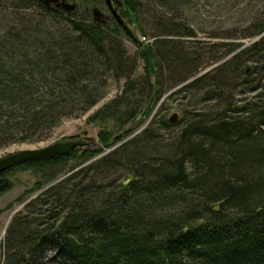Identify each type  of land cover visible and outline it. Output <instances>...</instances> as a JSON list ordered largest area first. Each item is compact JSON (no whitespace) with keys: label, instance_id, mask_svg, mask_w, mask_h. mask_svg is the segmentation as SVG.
Wrapping results in <instances>:
<instances>
[{"label":"trees","instance_id":"16d2710c","mask_svg":"<svg viewBox=\"0 0 264 264\" xmlns=\"http://www.w3.org/2000/svg\"><path fill=\"white\" fill-rule=\"evenodd\" d=\"M35 3L46 17L65 22L69 32L51 30L44 20L36 25L25 14L17 18L19 27L0 40V147L40 141L64 117L86 112L95 103L94 89L104 85L97 82L102 74L125 78L126 89L131 87L135 61L125 56L124 33L115 21L99 23L89 10L63 13ZM164 3L182 5L180 0ZM123 7L121 16L145 35L140 1L123 0ZM158 20L167 28L154 26L150 45L134 42L136 59L139 55L144 61L145 95L124 122L145 117L172 87L185 82L172 93L178 95L208 75H197L201 65L174 38L163 39L162 58L154 52L159 36L195 35L173 27L170 20ZM263 31L262 23L250 36ZM263 44L264 35L212 71L229 74L241 71L248 60L263 62ZM164 71L172 79L166 88ZM120 99L122 95L113 105ZM238 115L187 121L159 161L149 159L147 151L153 148L150 142H159L150 122L124 140L116 136L107 142L108 133H100L102 147L119 142L104 153L102 148H78L1 172L3 192L12 187L17 169L43 173L47 165L67 160L80 166L47 174L46 183L55 182L10 221L0 264H264V114L247 120ZM162 125L171 126L165 119ZM34 183L25 193L44 182Z\"/></svg>","mask_w":264,"mask_h":264},{"label":"rangeland","instance_id":"374dc122","mask_svg":"<svg viewBox=\"0 0 264 264\" xmlns=\"http://www.w3.org/2000/svg\"><path fill=\"white\" fill-rule=\"evenodd\" d=\"M121 1L123 2V0ZM139 1L142 5L141 21L146 23H141L146 30L145 35L138 30L134 22H129L123 16L124 21L139 42L144 46H148L154 39L152 35L154 26L167 28L164 22L158 20L159 17L165 21L170 20L173 27L182 26L181 30L184 31L190 29L195 35L159 36L160 41L153 43V50L162 58L164 52L162 46L166 44L163 39L174 38L178 40V45L182 50L188 54V58L194 59L195 62L201 65L197 75H208L194 89H189L178 95H172V93L184 85L185 82L172 87L163 93L161 99L145 117L137 116L130 122H124L128 110L135 103L140 104L142 101L141 95H145V93L142 91L144 61L139 58V55L136 59L138 54L136 44L123 34L121 35V42L125 48V56L129 58V61H133V63L135 61V68L129 78L131 83H128L131 87L126 89L128 85L125 78L118 77L116 79L111 73L102 74L97 82L104 85L97 90L94 89L95 103L86 112L80 114L73 112L72 115L64 117L40 141L26 140L0 147V158L10 153L25 149L42 148L65 140H84L87 144L79 149L86 147L91 149L102 148L104 153L119 142L115 141L110 147H102L99 144L98 136L100 133H108L109 140L107 142H110L116 136H120L124 140L139 132L150 122H154L151 132H153V136H157L159 142H150L153 144V148L152 150L148 148L147 151L150 156L149 159L159 161L161 158L166 157L169 144L176 140L180 128L187 121L196 118L201 121H212L222 114H240L238 116L247 120L251 119L252 116L256 118L260 114H264V61L248 60L243 62L241 71L236 70V72L233 71L229 74L224 72L221 74L217 70L212 71L222 61L237 54L241 49L247 48L264 35L263 31L260 34L250 36L259 24H264V0H180L182 5L165 4L164 0ZM92 2L102 12L107 13L102 0H92ZM77 3L78 10H83L85 2L77 0ZM122 7L123 5L120 8V13ZM38 8L39 6L35 2L28 0H0V40L10 28L19 27L17 18L25 14L32 18V22L36 25L44 20L45 25L51 30L60 27L64 28L62 31L69 32L65 22L51 20ZM111 22L113 21L103 23ZM106 30L108 31V29ZM141 36H146L147 41L141 40ZM231 48L235 49L227 53V50L230 51ZM216 59L219 61L215 62ZM127 64L129 63L127 62ZM228 66L230 68L234 64L229 63ZM168 74L167 71L163 72V88L171 83L172 79ZM150 78L152 81V75ZM125 89L126 91H124ZM118 95H122V99L117 102L118 104L113 105L112 100ZM207 95L213 96V98L204 100ZM160 103L162 105L159 107ZM239 107H244L247 111L244 113H233L231 111ZM184 110H186L185 113ZM173 112L178 113V120L175 123H169L167 118ZM181 118H183L182 121L185 120L183 123L180 121ZM164 119L171 125L170 127L162 125ZM121 123H124V125H121ZM152 144L149 145L152 146ZM153 151H156L157 155H154ZM70 167L74 171L80 166L75 160H67L47 165L42 169L43 173H37L31 169H17L12 173V187L0 192V261L3 260L5 233L13 216L17 215L18 212L23 214L24 204L40 193L42 189L55 182L46 183L47 174L61 173ZM124 173L125 170H122L119 176L124 175ZM61 177H63V173L59 175V178ZM36 180L44 182L41 188L25 193L26 190L34 186ZM189 193L191 199L193 196H191V192ZM193 195H198V193L194 191Z\"/></svg>","mask_w":264,"mask_h":264},{"label":"water","instance_id":"95a60500","mask_svg":"<svg viewBox=\"0 0 264 264\" xmlns=\"http://www.w3.org/2000/svg\"><path fill=\"white\" fill-rule=\"evenodd\" d=\"M103 2L108 10V15H110L112 20L115 21L116 24L122 29L124 34L128 36L133 42H138V39L133 35L132 30L129 28L120 12L118 11V8L123 5V2L121 0H103ZM113 2L116 4L115 8H113L112 6ZM46 3L47 1L44 2V4ZM74 8L75 5L73 3H68V5H64V12L70 13L74 11ZM89 11L94 21L99 23L105 22V14L100 10L99 7L95 5L91 6ZM167 120L169 123H175L178 120V113L173 112L167 118ZM86 144L87 142L84 140H65L52 143L42 148L25 149L10 153L0 158V173L22 162L41 159L45 157L67 156L74 150L81 148Z\"/></svg>","mask_w":264,"mask_h":264},{"label":"flooded vegetation","instance_id":"af4514ba","mask_svg":"<svg viewBox=\"0 0 264 264\" xmlns=\"http://www.w3.org/2000/svg\"><path fill=\"white\" fill-rule=\"evenodd\" d=\"M33 1L43 5L45 7H48L49 9H53V10L55 9V10L63 12V13H66V12H64V5L65 6L68 5V3H73L75 5L74 10L78 9L77 0H56V1H54V0H33ZM45 1H47L46 4H44ZM81 1L85 2V4H84V9L85 10H89L91 6H94L92 0H81ZM56 4H59V5H56ZM104 6H105V4H104ZM112 6H113V8H115L116 4L113 2ZM105 8H106V6H105ZM120 8L121 7L118 8L119 12H120ZM106 11H107V13L104 12V14H105V18H104L105 22L110 21V20L113 21L112 18L110 17V15H108L107 8H106Z\"/></svg>","mask_w":264,"mask_h":264},{"label":"built area","instance_id":"2783aa9c","mask_svg":"<svg viewBox=\"0 0 264 264\" xmlns=\"http://www.w3.org/2000/svg\"><path fill=\"white\" fill-rule=\"evenodd\" d=\"M140 39H141V40H145V41H147L146 36H141Z\"/></svg>","mask_w":264,"mask_h":264}]
</instances>
